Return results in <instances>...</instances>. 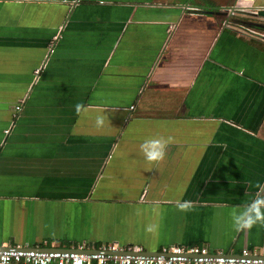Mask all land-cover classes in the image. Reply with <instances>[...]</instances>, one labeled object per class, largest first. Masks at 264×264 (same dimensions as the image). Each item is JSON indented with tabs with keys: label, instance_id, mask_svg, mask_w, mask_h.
<instances>
[{
	"label": "crops",
	"instance_id": "0c3cea01",
	"mask_svg": "<svg viewBox=\"0 0 264 264\" xmlns=\"http://www.w3.org/2000/svg\"><path fill=\"white\" fill-rule=\"evenodd\" d=\"M256 24L264 0H0V250L264 256V216L233 224L264 201Z\"/></svg>",
	"mask_w": 264,
	"mask_h": 264
},
{
	"label": "built area",
	"instance_id": "2783aa9c",
	"mask_svg": "<svg viewBox=\"0 0 264 264\" xmlns=\"http://www.w3.org/2000/svg\"><path fill=\"white\" fill-rule=\"evenodd\" d=\"M20 109L21 103L15 107L17 112ZM88 250L84 247L66 251L10 246L0 250V264H264V256H252L245 249L236 256L210 254L206 248L197 246H170L153 255H139L140 250L122 249L116 244Z\"/></svg>",
	"mask_w": 264,
	"mask_h": 264
},
{
	"label": "clouds",
	"instance_id": "9594fccd",
	"mask_svg": "<svg viewBox=\"0 0 264 264\" xmlns=\"http://www.w3.org/2000/svg\"><path fill=\"white\" fill-rule=\"evenodd\" d=\"M98 123L102 120L98 118ZM141 149L145 154V158L149 161L159 160L164 155V144L157 139L147 140L141 145ZM264 201L253 202L243 212L233 217L234 227L239 230L251 227L253 223L262 219L264 214L261 213V205Z\"/></svg>",
	"mask_w": 264,
	"mask_h": 264
},
{
	"label": "rangeland",
	"instance_id": "374dc122",
	"mask_svg": "<svg viewBox=\"0 0 264 264\" xmlns=\"http://www.w3.org/2000/svg\"><path fill=\"white\" fill-rule=\"evenodd\" d=\"M236 8H233L232 10L230 9V8H227V9H225V10H222V11H220L221 13H224V14H226V15H233V14H235L236 13ZM234 11H235V13H234ZM231 12H233V14H231ZM252 20V19H251Z\"/></svg>",
	"mask_w": 264,
	"mask_h": 264
},
{
	"label": "water",
	"instance_id": "95a60500",
	"mask_svg": "<svg viewBox=\"0 0 264 264\" xmlns=\"http://www.w3.org/2000/svg\"><path fill=\"white\" fill-rule=\"evenodd\" d=\"M205 13H207V12H205ZM208 13H212V12H208ZM66 251H70V250H66ZM72 251H77V249H73ZM85 251H87V250H85ZM88 251H91V250H88ZM139 255H149V254L147 252H139Z\"/></svg>",
	"mask_w": 264,
	"mask_h": 264
},
{
	"label": "trees",
	"instance_id": "16d2710c",
	"mask_svg": "<svg viewBox=\"0 0 264 264\" xmlns=\"http://www.w3.org/2000/svg\"><path fill=\"white\" fill-rule=\"evenodd\" d=\"M256 25H257V27H256V26H255V27H256L257 29H259V30H264V26H263V25H261V24H256Z\"/></svg>",
	"mask_w": 264,
	"mask_h": 264
}]
</instances>
